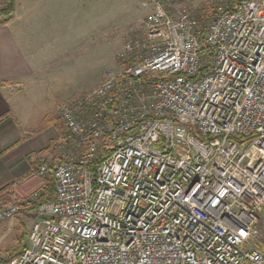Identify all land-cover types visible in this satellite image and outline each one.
<instances>
[{"label": "built area", "instance_id": "1", "mask_svg": "<svg viewBox=\"0 0 264 264\" xmlns=\"http://www.w3.org/2000/svg\"><path fill=\"white\" fill-rule=\"evenodd\" d=\"M193 3L141 0L117 67L60 106L54 200L0 264H264V0Z\"/></svg>", "mask_w": 264, "mask_h": 264}, {"label": "crops", "instance_id": "2", "mask_svg": "<svg viewBox=\"0 0 264 264\" xmlns=\"http://www.w3.org/2000/svg\"><path fill=\"white\" fill-rule=\"evenodd\" d=\"M81 1L15 0L13 14L7 23H0V207L28 200L52 180L50 176L40 178L36 172L40 160L55 151L59 132L52 123L44 128H28L34 110L30 101L36 98L30 93L38 90L36 85L53 67L84 60L100 50L103 43L100 27L92 25L86 31L76 21L70 26L69 5ZM133 26L136 23L113 33L114 41L120 43L118 52L111 57L114 62ZM27 217L29 213L24 211L0 224V252L8 236L24 237L21 223Z\"/></svg>", "mask_w": 264, "mask_h": 264}, {"label": "rangeland", "instance_id": "3", "mask_svg": "<svg viewBox=\"0 0 264 264\" xmlns=\"http://www.w3.org/2000/svg\"><path fill=\"white\" fill-rule=\"evenodd\" d=\"M222 1L229 0H194L192 6L195 9H203V13H206L207 11L210 12L212 7H217ZM140 3V0H82L79 4L69 5L68 17L71 28L73 27L72 21H76L80 25V29H86V31L92 25L96 29L100 27L103 43L100 50L94 55L87 56L84 60L72 61L71 64L68 62L59 68L53 67L43 81L36 85L38 90L30 93L36 98L30 101L33 103L34 110L28 128L31 130L37 127L44 128L52 123L58 132L62 130L63 125L58 118L60 106L73 97L87 92L91 86L104 80L109 69L117 67L118 63L111 59L120 48L119 41H114L113 33L115 30L136 23V26L129 30L126 39L142 34L139 32V30L142 31V28L136 31L137 26L143 24V20L150 14V9L141 6ZM3 7V0H0V9ZM203 13L199 14L200 18H203ZM36 121L37 123L32 124ZM27 218L29 219L25 221L26 223H21V231H25L24 239L21 241L18 234L17 236H8L4 240L3 251L16 252L27 244L25 237L27 226H31L34 220L31 216Z\"/></svg>", "mask_w": 264, "mask_h": 264}, {"label": "trees", "instance_id": "4", "mask_svg": "<svg viewBox=\"0 0 264 264\" xmlns=\"http://www.w3.org/2000/svg\"><path fill=\"white\" fill-rule=\"evenodd\" d=\"M3 5L4 7L0 9V23L4 24V23H7V18L10 17L14 12L15 0H3ZM202 16L208 17L210 16V12L207 11L206 13H203ZM54 197H55V188H54V180L52 177V180H50L47 187L42 192H40V196L38 200L35 203L27 202L25 204V211L29 213L38 204L50 203L54 200ZM23 238H21V241L23 240ZM23 249L24 247H21L19 250L15 249L17 250L16 252L5 250V251L0 252V254L6 253L9 256L13 257V256L18 255Z\"/></svg>", "mask_w": 264, "mask_h": 264}]
</instances>
